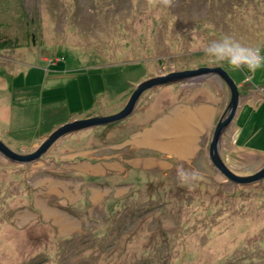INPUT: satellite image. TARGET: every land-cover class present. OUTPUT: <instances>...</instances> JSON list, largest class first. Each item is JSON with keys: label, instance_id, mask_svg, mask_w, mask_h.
Returning <instances> with one entry per match:
<instances>
[{"label": "rangeland", "instance_id": "obj_1", "mask_svg": "<svg viewBox=\"0 0 264 264\" xmlns=\"http://www.w3.org/2000/svg\"><path fill=\"white\" fill-rule=\"evenodd\" d=\"M224 36L264 55V0H0V140L31 152L60 121L119 112L147 79L222 67L239 86L243 130L228 126L221 155L253 174L264 166V68L246 83V71L206 58ZM230 98L217 75L186 79L145 91L128 119L66 135L34 163L0 155V264H264V179L241 186L209 161ZM180 104L211 105L184 126L189 156L133 150L139 125Z\"/></svg>", "mask_w": 264, "mask_h": 264}, {"label": "water", "instance_id": "obj_2", "mask_svg": "<svg viewBox=\"0 0 264 264\" xmlns=\"http://www.w3.org/2000/svg\"><path fill=\"white\" fill-rule=\"evenodd\" d=\"M204 75L219 76L226 83L231 92V98L227 109L214 128L215 130L213 138L209 144L208 150L209 161L217 170V172L222 174L227 180H230L241 186L256 185L264 179V166L253 174L239 175L233 172L232 169L228 167L221 155L220 144L224 132L226 131L228 126L234 122L236 113L240 107L239 86L230 77L229 73L225 71L222 67H203L196 70L173 72L167 75L147 79L139 83L134 88V91L128 99L125 107L121 111L111 115H99L66 123L57 128L55 131H53L38 147H36L33 151L29 153L14 152L0 140V155L5 157L8 161H11L16 164L34 163L35 161L41 160V157L45 155L57 141H59L62 137L66 135L79 133L85 130L92 129L94 127L107 126L128 119L134 114L136 105L145 91ZM179 106L180 105L172 108L167 114L155 120L150 127L144 128V130L155 129L157 126L162 124V122L167 120L172 114H174Z\"/></svg>", "mask_w": 264, "mask_h": 264}, {"label": "clouds", "instance_id": "obj_3", "mask_svg": "<svg viewBox=\"0 0 264 264\" xmlns=\"http://www.w3.org/2000/svg\"><path fill=\"white\" fill-rule=\"evenodd\" d=\"M148 2H158L164 6H170L172 0H148ZM206 58L210 59L214 64L227 63L234 70L246 71L248 74L245 82L247 83L258 70L264 68V55L261 54L259 48L245 46L234 38L224 36L221 39L214 40L205 49ZM182 183L187 181V174L179 173ZM194 180L197 177L191 174Z\"/></svg>", "mask_w": 264, "mask_h": 264}, {"label": "bare ground", "instance_id": "obj_4", "mask_svg": "<svg viewBox=\"0 0 264 264\" xmlns=\"http://www.w3.org/2000/svg\"><path fill=\"white\" fill-rule=\"evenodd\" d=\"M202 105L211 106L210 104H200L196 106V108ZM183 107L184 105H180V107L176 109L175 113L172 114L167 120L162 122V124H160L153 130H144L139 132V134L135 137V139L133 138L132 140H137L136 144H141V145L144 144L148 146L158 147V145L160 144V146H162L163 148L165 149L168 148L170 150H173L176 154L180 156L182 155L189 156L188 154H190L189 152L190 146H194V145L191 143V141L190 142L187 141L190 140V138L192 137L187 134V129L184 128V126L187 125L186 122L192 117L195 118V122H196L197 117L199 118L200 115L201 117L204 116L201 112H198L199 108L196 109L194 112H190L187 109L182 110ZM56 129H54L53 131H55ZM74 134L76 133H73V135ZM170 136H172L171 137L173 139L172 141H166V142L163 141V139L169 138ZM139 137L141 138L140 140ZM128 141L130 140L128 139ZM59 226L61 230H64L67 227V224L66 222L61 220L59 222Z\"/></svg>", "mask_w": 264, "mask_h": 264}, {"label": "crops", "instance_id": "obj_5", "mask_svg": "<svg viewBox=\"0 0 264 264\" xmlns=\"http://www.w3.org/2000/svg\"><path fill=\"white\" fill-rule=\"evenodd\" d=\"M135 88V86H133L132 87V89L131 90H129L128 92H124L123 93V95H124V97H126L127 96V98L128 97H130V95L132 94V92H133V89ZM124 97L122 98V99H124ZM263 103H264V101H262ZM241 106V105H240ZM124 107V106H123ZM187 108H192V107H190V106H186ZM194 108H196V107H194ZM199 108V109H198ZM205 108V105H202V106H199V107H197L196 109H198L199 111L198 112H201V111H203V109ZM113 113H115V112H112L111 111V113L109 112L108 114H113ZM108 114H106V112H103V114H96V113H94V114H91V115H89V116H87V117H94L95 115L96 116H99V115H108ZM86 117V118H87ZM200 117H201V115H200ZM85 118V119H86ZM240 118H241V115H239L237 118H235V121L234 122H236V124L237 125H240L241 127H242V130H243V120H240ZM74 120H76V118L75 117H72L71 116V118H69V119H67V120H63V121H60L59 123H57L56 124V126L55 127H52V129L51 130H48V132H47V134L46 135H49L50 133H52V131L54 130V129H56L58 126H61V124L63 125V124H65L66 122H71V121H74ZM246 124H248L247 122H246ZM187 133H188V131H187ZM243 131L241 132V134H240V137H239V142H243V138L245 137V136H243ZM260 134V133H259ZM246 138V137H245ZM141 139V138H140ZM139 139V140H140ZM173 139L171 138L169 141H172ZM138 146L140 147H142V146H148V145H141V144H138ZM158 146H160V144L158 145ZM223 158V157H222ZM152 160H157L156 158H153ZM223 160H224V158H223ZM91 163V162H90ZM96 162H94V163H91V164H95ZM135 167V166H134ZM137 167V166H136Z\"/></svg>", "mask_w": 264, "mask_h": 264}, {"label": "flooded vegetation", "instance_id": "obj_6", "mask_svg": "<svg viewBox=\"0 0 264 264\" xmlns=\"http://www.w3.org/2000/svg\"><path fill=\"white\" fill-rule=\"evenodd\" d=\"M180 105H183V104H180ZM168 113V111H166L165 113H162V115L161 116H163V115H165V114H167ZM160 115L156 118L155 117V119H150L149 121H147L146 123H142L141 125H139V129L140 128H143L142 130H144V128H146V127H150L151 126V124L155 121V120H157L158 118H160L161 117ZM47 138V137H46ZM45 138V139H46ZM44 141V140H43ZM142 149H149L150 151H155L156 149L155 148H153L152 146H136V148L135 149H133V150H135L136 152L137 151H140V150H142ZM27 153H29V152H27ZM160 153V152H159ZM160 155H162V153H160ZM165 156H167V157H169L168 156V154H166ZM143 157H147V156H143ZM152 158H156L157 160H160L158 157H152ZM79 159H81V160H83V158L82 157H79ZM168 160V159H167ZM170 160V159H169ZM166 162H170V161H166ZM170 163H172V162H170ZM130 164V163H129ZM172 164H174V163H172ZM132 165V164H131ZM142 167V166H141ZM141 167H134V166H132V168H136V169H142ZM82 181H84L83 179H82ZM94 183V182H93ZM90 184H92V183H89V185Z\"/></svg>", "mask_w": 264, "mask_h": 264}, {"label": "trees", "instance_id": "obj_7", "mask_svg": "<svg viewBox=\"0 0 264 264\" xmlns=\"http://www.w3.org/2000/svg\"><path fill=\"white\" fill-rule=\"evenodd\" d=\"M1 40V39H0ZM3 43H1V41H0V48L2 47V46H4L5 45V42L6 41H2Z\"/></svg>", "mask_w": 264, "mask_h": 264}]
</instances>
